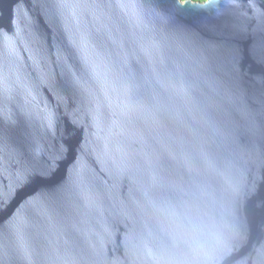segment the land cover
I'll return each mask as SVG.
<instances>
[{
  "label": "water",
  "instance_id": "water-1",
  "mask_svg": "<svg viewBox=\"0 0 264 264\" xmlns=\"http://www.w3.org/2000/svg\"><path fill=\"white\" fill-rule=\"evenodd\" d=\"M0 264H264V0H0Z\"/></svg>",
  "mask_w": 264,
  "mask_h": 264
},
{
  "label": "snow or ice",
  "instance_id": "snow-or-ice-1",
  "mask_svg": "<svg viewBox=\"0 0 264 264\" xmlns=\"http://www.w3.org/2000/svg\"><path fill=\"white\" fill-rule=\"evenodd\" d=\"M4 210L3 206H2V202H0V212H2Z\"/></svg>",
  "mask_w": 264,
  "mask_h": 264
},
{
  "label": "trees",
  "instance_id": "trees-1",
  "mask_svg": "<svg viewBox=\"0 0 264 264\" xmlns=\"http://www.w3.org/2000/svg\"><path fill=\"white\" fill-rule=\"evenodd\" d=\"M195 1H205V0H195Z\"/></svg>",
  "mask_w": 264,
  "mask_h": 264
}]
</instances>
